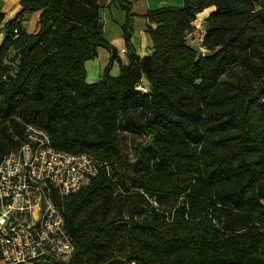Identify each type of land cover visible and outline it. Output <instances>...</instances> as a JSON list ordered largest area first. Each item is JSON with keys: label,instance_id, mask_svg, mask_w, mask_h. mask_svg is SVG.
Masks as SVG:
<instances>
[{"label": "trees", "instance_id": "trees-1", "mask_svg": "<svg viewBox=\"0 0 264 264\" xmlns=\"http://www.w3.org/2000/svg\"><path fill=\"white\" fill-rule=\"evenodd\" d=\"M113 2L126 12V61L98 0L0 12V161L30 126L94 159L90 181L56 199L75 248L64 264H264V0L150 8L143 56L131 3ZM206 9L200 53L188 36ZM100 46L109 61L89 82ZM130 134L147 136L134 158Z\"/></svg>", "mask_w": 264, "mask_h": 264}, {"label": "built area", "instance_id": "built-area-1", "mask_svg": "<svg viewBox=\"0 0 264 264\" xmlns=\"http://www.w3.org/2000/svg\"><path fill=\"white\" fill-rule=\"evenodd\" d=\"M96 173L91 156L55 149L46 132L30 126L27 139L0 161L2 262L66 263L75 248L56 199L78 190Z\"/></svg>", "mask_w": 264, "mask_h": 264}, {"label": "crops", "instance_id": "crops-1", "mask_svg": "<svg viewBox=\"0 0 264 264\" xmlns=\"http://www.w3.org/2000/svg\"><path fill=\"white\" fill-rule=\"evenodd\" d=\"M98 1L100 4V12L102 9H104L105 11L103 14L111 17V19L114 20L115 23L117 24L116 30L113 33L110 32V35H107L106 28H105L104 29V35L117 48L120 57L124 61H126L127 60L126 52H125L126 46H125L124 37L122 35V27H121L123 25V23L125 22L126 12L121 7H119L117 3H114L113 0H98ZM128 1L132 5V13H133L134 33L132 36V43H133L135 49L137 50V52L141 56H143V55L147 54L148 49H149V40H148V35L146 33L147 20L144 17V15L148 11V9H150V5H148V2H146L145 0H135L137 3L142 4L141 11L136 12V11H134L135 1L134 0H128ZM20 2H21V0H0V12L3 14V21L9 20L16 15V13L21 8ZM38 15H39L38 12H34V13L30 14L29 20L27 22L28 30L33 31L36 29ZM101 16H102V14H101ZM113 16L114 17L116 16V17L114 18ZM137 18L144 20L140 25L139 31H136V22H137L136 19ZM102 19L104 21L103 17H102ZM104 24H105V22H104ZM2 38L3 37L0 35V43L2 41ZM144 47L146 48L145 52L144 53L139 52ZM114 65H115V63H114ZM103 70H102V72H103ZM102 72H101V74H102ZM87 77H88V69H87ZM0 264H4L1 259H0Z\"/></svg>", "mask_w": 264, "mask_h": 264}, {"label": "rangeland", "instance_id": "rangeland-1", "mask_svg": "<svg viewBox=\"0 0 264 264\" xmlns=\"http://www.w3.org/2000/svg\"><path fill=\"white\" fill-rule=\"evenodd\" d=\"M135 1V0H134ZM148 2V5H150V8H156L163 4H181L182 0H145ZM142 9V4L137 3L135 1L134 11L139 12ZM104 9L101 10L102 17L104 18V29L106 28L107 35H110V32L113 33L116 30L117 24L114 20L111 19V17L104 15ZM209 13V10L206 9L203 12H201L196 21H195V28L192 33L188 36V41L191 43L194 47L197 48V50L202 53L206 52L203 47L200 45V39L203 32V17ZM114 17V16H113ZM116 17V16H115ZM114 17V18H115ZM136 31L140 30V25L144 21L140 18L136 19ZM137 33V32H136ZM145 47L140 50L139 52L144 53ZM110 57V52L105 47H99L98 50V56L92 60H89L86 63L87 69H88V77L87 80L89 82H95L99 78L102 70L107 65ZM119 68L117 62L112 68L113 74H118ZM147 136L145 134L142 135H128V138L126 140V143L124 144V151L128 155L129 158H134L136 156V152L139 146V143L144 142L146 140Z\"/></svg>", "mask_w": 264, "mask_h": 264}]
</instances>
